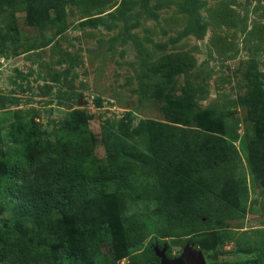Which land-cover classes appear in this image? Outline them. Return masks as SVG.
Returning <instances> with one entry per match:
<instances>
[{
	"label": "rangeland",
	"instance_id": "rangeland-1",
	"mask_svg": "<svg viewBox=\"0 0 264 264\" xmlns=\"http://www.w3.org/2000/svg\"><path fill=\"white\" fill-rule=\"evenodd\" d=\"M188 1L0 0V182L4 160L22 152L19 136L34 157L59 152L76 137L67 135L76 117L92 140L74 177L102 176L90 195L106 212L94 234L116 236L114 247L89 245L92 264L103 255L98 264H151L156 245L178 254L187 244L216 253L215 264H262L255 253L264 254V0H196L195 17ZM183 55L192 66L173 75ZM206 136L223 143L232 180L218 198L173 205L166 216L144 193L168 191L176 170L206 176L201 160L184 168ZM132 152L138 157L122 168ZM10 196L0 192V234L26 214ZM51 215L44 237L57 239L30 263L78 264L57 258L81 252L61 239L73 235L75 218ZM24 225L19 244L31 236L32 224Z\"/></svg>",
	"mask_w": 264,
	"mask_h": 264
},
{
	"label": "trees",
	"instance_id": "trees-1",
	"mask_svg": "<svg viewBox=\"0 0 264 264\" xmlns=\"http://www.w3.org/2000/svg\"><path fill=\"white\" fill-rule=\"evenodd\" d=\"M192 1V5L188 1L187 6L195 17L200 6L198 1ZM108 14L113 18L117 15L115 11L108 12ZM192 61L191 58L184 55L178 57L170 68L172 74L176 75L182 71L187 72L192 66ZM69 122L72 129L67 135L70 139L74 135L76 137L70 140V143L62 141V148L59 152L47 148L44 154L34 152V157L25 147L27 146L25 142L27 136L24 138L22 135L18 138L22 143V152L10 154L8 160L3 162L2 167L5 170V175L0 182V192H9L10 198L13 199V205L20 210H25L26 214L23 215L24 218L22 217L21 222L18 221L12 228H2L0 234L2 239L0 240V264H32L30 263L32 258L36 255L38 257L41 251L46 250L51 245L48 246L51 240L53 243L57 239L54 233L48 239L44 237V227L50 221L53 211L59 213L60 218L66 215H72L75 218L70 225L73 235L69 234V237L64 235L61 239L63 242L78 243L82 246L81 252L73 251V254L68 255H66V252L64 256L57 258H62L65 261L71 260L70 262L76 261L78 264H92L89 258L92 259L97 256L95 252L89 249V245L95 243L94 245L100 248L103 244L104 248L107 249L114 247L116 236L110 235L108 229L100 228L99 231H96V235L94 234L95 227L101 225L106 212L98 206V203L93 202L97 198L90 195H94L100 189L98 187L103 181L102 176L82 173L74 177L72 170L74 166L80 169L87 164L89 159L87 147L91 146L90 141L92 138H89L91 132L88 128L85 130L82 127L83 124L78 122L74 116H71ZM243 139L242 137L241 140ZM223 148L221 140L204 137L184 168L191 166L194 161L197 164L196 161L201 160L206 176L191 177V170L184 171L183 174L176 170L169 180L168 187L170 189L168 191H163L164 187L161 185L158 190L149 189L150 192L144 193V196L148 195L150 199L161 202L162 212L166 216L174 212L172 210L173 205L181 206L186 202H192L197 206H202L214 194L218 198L220 193L223 194L224 187H227L232 180L233 171L229 154L227 151L224 153L225 149ZM147 149L149 152L153 150L150 144ZM39 157L56 158V163L52 165L48 161L47 165L39 166L36 161ZM137 157L133 152L122 157L120 166L124 168V165L128 164L126 163L128 159ZM129 166H131V163H129ZM124 177L127 179L133 178V170H129ZM26 220L32 224L31 236H24V243L19 244L17 240L21 236L23 237L27 231L24 225ZM145 224L149 229H155L150 221L146 220ZM125 230L128 232L130 226ZM129 237H131V234ZM204 255L209 264H215L216 253L204 250ZM255 255L258 262L264 264V254L256 252ZM108 258L103 255L94 264L108 260ZM156 261L157 264H161L157 254L154 255L151 262ZM43 262L53 264L54 258H46Z\"/></svg>",
	"mask_w": 264,
	"mask_h": 264
},
{
	"label": "water",
	"instance_id": "water-1",
	"mask_svg": "<svg viewBox=\"0 0 264 264\" xmlns=\"http://www.w3.org/2000/svg\"><path fill=\"white\" fill-rule=\"evenodd\" d=\"M154 249L157 256L161 259L162 264H207L203 251L195 249L190 244H187L182 254L175 258H169L167 256L166 247L160 248L159 245H156ZM151 264L157 263L152 262Z\"/></svg>",
	"mask_w": 264,
	"mask_h": 264
},
{
	"label": "flooded vegetation",
	"instance_id": "flooded-vegetation-1",
	"mask_svg": "<svg viewBox=\"0 0 264 264\" xmlns=\"http://www.w3.org/2000/svg\"><path fill=\"white\" fill-rule=\"evenodd\" d=\"M195 249H197V248H195ZM166 254H167V256L169 257V258H175V257H178V256H180L181 254H182V252L181 253H178V254H170V253H168L167 251H166ZM206 259V258H205ZM159 261H160V263H161V259L159 258ZM206 262H207V264H209V262H208V260L206 259ZM162 264V263H161Z\"/></svg>",
	"mask_w": 264,
	"mask_h": 264
}]
</instances>
